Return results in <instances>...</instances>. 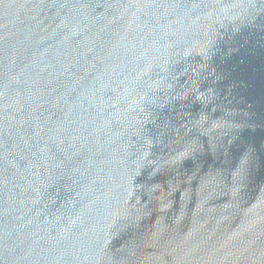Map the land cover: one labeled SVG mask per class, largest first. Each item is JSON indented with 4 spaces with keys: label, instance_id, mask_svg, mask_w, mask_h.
Segmentation results:
<instances>
[{
    "label": "water",
    "instance_id": "water-1",
    "mask_svg": "<svg viewBox=\"0 0 264 264\" xmlns=\"http://www.w3.org/2000/svg\"><path fill=\"white\" fill-rule=\"evenodd\" d=\"M0 264H264V0H0Z\"/></svg>",
    "mask_w": 264,
    "mask_h": 264
}]
</instances>
